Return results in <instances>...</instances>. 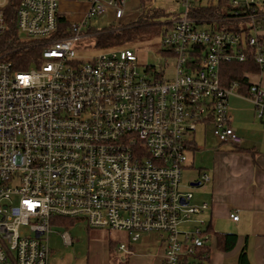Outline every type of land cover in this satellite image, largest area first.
Wrapping results in <instances>:
<instances>
[{"label": "built area", "instance_id": "obj_1", "mask_svg": "<svg viewBox=\"0 0 264 264\" xmlns=\"http://www.w3.org/2000/svg\"><path fill=\"white\" fill-rule=\"evenodd\" d=\"M127 1L89 0L86 17L112 13L119 20ZM9 2L0 1V37L9 28ZM178 2L182 12L162 34L174 60V77L166 79L151 68V77L140 76L128 49L77 61L83 24L71 23L57 38L59 0H16L11 21L21 46L11 53L38 54L19 64L0 51V264H48L52 227L66 220L126 233L129 243L159 234L161 264H208L206 251L192 260L209 241L202 219L208 205L192 204V194L180 190L182 170L198 126L210 125L219 144L243 143L227 104L240 95L238 83H221L220 68L249 55L264 71V5L228 0L230 17L211 21L236 22L243 34L199 28L206 21L194 17L197 0ZM24 65L36 68H15ZM240 96L264 123V89ZM62 238L71 244L67 231ZM117 251L127 253L126 245Z\"/></svg>", "mask_w": 264, "mask_h": 264}, {"label": "crops", "instance_id": "obj_2", "mask_svg": "<svg viewBox=\"0 0 264 264\" xmlns=\"http://www.w3.org/2000/svg\"><path fill=\"white\" fill-rule=\"evenodd\" d=\"M212 2L214 4L216 0ZM262 3L264 5V0ZM142 5L140 0H128L124 16L119 20L112 18L110 26L114 29L129 27L143 13L136 12L138 8L142 9ZM197 5L198 1L193 13L194 17L199 21H206L199 25L211 30L215 25L211 23L212 20L197 17L196 12L200 8ZM89 7V0H59L60 17L67 23V30L71 23H80L83 24L82 31L85 37L94 35L85 31L88 21L92 18L86 17ZM259 36H264V30L258 34ZM244 77L251 89L257 86L264 89V71L258 69L255 72H245ZM238 93L242 96L246 95L244 92L238 91ZM240 95L230 96L227 104L232 116L231 124L243 139V143L235 148L217 142L216 147L210 152V163L207 168L198 169L197 179L188 183L189 187L198 189L204 184L207 185L203 187L207 191L206 194L195 204L208 205V209L202 214V219L203 230L208 234L209 241L199 249L197 256L192 260H199L201 253L206 251L208 264H264V123L255 115V109H248L245 103H250L252 106L253 104ZM191 150L193 152L198 150L196 142ZM191 167V163H186L184 169ZM203 175L209 178L208 182L201 181ZM197 182H200L199 186L190 185ZM231 215L237 216V221H233ZM63 224L68 226L65 221ZM181 226V230L190 227L189 224ZM226 235L229 236L228 240L234 238V245L224 250ZM141 238L135 243L126 245L127 253H124L125 258L122 260H126L131 255L135 257L136 252L142 251L141 248H148L150 251L145 256L150 257L149 264H161L165 248L162 237L158 246L139 243Z\"/></svg>", "mask_w": 264, "mask_h": 264}, {"label": "rangeland", "instance_id": "obj_3", "mask_svg": "<svg viewBox=\"0 0 264 264\" xmlns=\"http://www.w3.org/2000/svg\"><path fill=\"white\" fill-rule=\"evenodd\" d=\"M148 10H159L161 12L151 19L154 26H151L150 30L146 31L140 39L136 38L125 42L119 48L128 49L134 53L140 76L151 77L146 71V69L151 68V72H161L166 79H171L174 77V60L165 53L166 48L162 46V33L168 30V21H171L175 15L182 12V7L178 0H151L143 4L142 9L139 10L138 8L136 12L138 14L139 12H148ZM112 18L114 17L113 15L111 16V13L94 16L88 21L85 31L94 34L95 31L98 32L109 27ZM202 26L204 25H199L198 27L205 29ZM250 34L252 36L255 35L253 31ZM20 37L24 39L21 34ZM92 37L88 35L83 40L75 43V58L77 61L84 62L106 52L105 50L95 48ZM23 41H27V39ZM29 57L35 58L36 55ZM27 68L31 70L36 67L34 65H27ZM245 104L248 106V109L254 110L250 103ZM193 136L198 150L195 152L191 150L186 154V162L187 164L191 163L192 167L182 171L180 190L193 194L191 202L195 204L206 194L207 191L203 187L207 185L204 184L203 187L198 189L189 187L188 183L197 179L198 169L207 168L208 163H210V152L216 147L217 141L212 135V127L210 125L206 128L198 126ZM65 222L68 223V226L52 227L53 232L48 238L50 249L48 264H149L148 259L150 257L145 256L150 251L148 248H141L140 250L143 252L138 251L135 253V257L131 255L126 260H122L125 258V255L123 252L117 251V247L120 244L127 245L129 243L126 233L105 229H88L82 221L66 220ZM64 231L68 232L71 239V244L69 245H65L62 238ZM160 239L161 235L152 233L149 236L143 235L139 243L158 246Z\"/></svg>", "mask_w": 264, "mask_h": 264}, {"label": "trees", "instance_id": "obj_4", "mask_svg": "<svg viewBox=\"0 0 264 264\" xmlns=\"http://www.w3.org/2000/svg\"><path fill=\"white\" fill-rule=\"evenodd\" d=\"M151 0H140L141 4H145L150 2ZM198 5V11L196 12L197 17L201 19L206 20H224L230 17L229 12L231 11V8L228 4V0H216V2L213 4L212 0H197ZM16 0H10L9 5L5 7V18L7 21V24L9 26L7 32L0 37V51L2 53H7V57L10 59H15V61H19L20 59H26L29 58V56H37L38 49L37 48H31L22 50L21 52H13L11 53V50L15 47L21 46L18 41L17 35H16V29L13 25V21L11 19L13 18V11L15 9ZM203 6V8L201 7ZM161 13L159 10H153L148 12H143L138 17L137 21L132 23L129 27L126 28H120V29H114L112 26L106 27L98 32L95 31L93 35V41L94 46L97 49L106 50V49H113V48H119L122 46L125 42L132 41L136 38L140 39L142 35L150 30L151 26H154L151 19ZM151 25H150V24ZM59 29L60 32L56 34L55 37H63L68 35L67 31V23L63 21L62 18L58 20ZM157 25V24H156ZM215 28L219 29H225V30H238L240 33L245 34L244 30L238 29V24L233 21L223 22V23H216L214 24ZM164 33V31H163ZM162 33V34H163ZM258 40L264 44V36H259ZM249 51V50H248ZM9 52V53H8ZM169 55V52H165ZM19 59V60H18ZM17 70H24L27 68V65L24 66H15ZM257 65L253 62L251 59V56L248 55L247 59L243 63H238L236 61H231L228 63H224L221 65L220 68V77H221V83L224 85L230 81H235L238 83V91L244 92V94H247L251 91V86L247 83L246 77H244L245 72H255L258 71ZM194 146V143H192V147ZM64 225V224H63ZM68 225V223H66ZM228 235H226L225 243L223 246V249H230L234 245V238L231 240H228Z\"/></svg>", "mask_w": 264, "mask_h": 264}, {"label": "water", "instance_id": "obj_5", "mask_svg": "<svg viewBox=\"0 0 264 264\" xmlns=\"http://www.w3.org/2000/svg\"><path fill=\"white\" fill-rule=\"evenodd\" d=\"M191 186H199L200 185V182H197V183H190Z\"/></svg>", "mask_w": 264, "mask_h": 264}]
</instances>
